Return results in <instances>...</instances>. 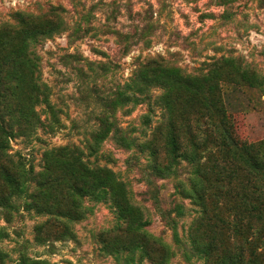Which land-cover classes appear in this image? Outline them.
<instances>
[{
	"label": "trees",
	"instance_id": "trees-1",
	"mask_svg": "<svg viewBox=\"0 0 264 264\" xmlns=\"http://www.w3.org/2000/svg\"><path fill=\"white\" fill-rule=\"evenodd\" d=\"M28 24L30 28L19 32L17 44L7 43L9 51L0 57V207L7 219L19 210V200L29 196L32 200L24 202L25 208L48 215L45 223L36 227L39 242L76 239V222L92 211L84 205L88 197L111 203L116 227L138 236L128 245L107 247L118 264H142L145 257L152 264H170L178 251L187 261L198 258L209 264H264V138L242 141L234 127V113L242 107L252 101L264 107V74L241 60L226 58L201 76L153 64L141 68L135 78L112 92L101 93L97 86L88 92L100 107L97 128L85 148L75 144L48 148L43 169L36 171L23 155L11 152L12 140L20 136L30 139L39 128L55 133L64 123L60 109L51 101L52 89L41 79L37 57L30 50L44 31ZM49 29L52 32L57 27ZM154 87L162 89L155 99L164 109L163 118L154 137L138 141L121 125L117 112L131 104H152ZM251 91L263 99L259 95L253 98ZM40 105L47 108L46 118L36 108ZM145 116L149 119L150 114ZM107 140L131 153L125 161L129 169H148L160 178H177L187 169L189 175L176 186L179 196L174 197L172 211L159 207L172 230L173 242L149 230L146 207L134 200L116 171L85 159L102 157ZM135 150L147 153V164L138 159ZM109 161L117 162L114 157ZM33 181L37 185L31 191ZM148 181L154 184L151 178ZM185 199L198 206L195 211L199 212L189 226L190 242L180 232L181 220L189 212ZM211 211L230 235V243L220 245L216 257L214 239L204 237V221ZM8 256L0 248V264H6ZM19 264L52 263L22 254Z\"/></svg>",
	"mask_w": 264,
	"mask_h": 264
},
{
	"label": "rangeland",
	"instance_id": "rangeland-1",
	"mask_svg": "<svg viewBox=\"0 0 264 264\" xmlns=\"http://www.w3.org/2000/svg\"><path fill=\"white\" fill-rule=\"evenodd\" d=\"M28 22L44 31L30 50L37 57L41 79L52 89L51 101L60 109L64 123L55 133L39 128L30 139L20 136L12 140L11 152L23 155L36 171L43 169L48 148L67 144L85 148L97 128L100 107L88 95L97 86L101 93L112 92L135 78L141 68L153 64L201 76L226 58L241 60L243 65L264 74V0H0V57L9 51L7 43L17 44L19 32ZM50 27L57 30L49 32ZM161 91L160 87L152 89V104H131L117 112L121 125L138 141L154 137L163 118L164 109L155 99ZM250 95H259V99L261 96L257 91ZM259 103L252 101L234 113L235 133L242 141L264 138V107ZM36 108L42 118L49 116L45 105ZM135 152L147 164V153ZM130 154L107 140L102 157L85 159L116 171L128 184L134 200L146 207L151 219L149 230L173 242L172 230L159 207L172 211L174 197L179 196L176 186L189 175L187 169L177 178L153 177L148 169H129L125 161ZM111 157L117 162L109 161ZM31 185L32 191L37 184L33 181ZM26 200L32 198H21L20 208L10 220L0 207V248L9 255L6 264H19L22 254L52 264H118L107 247L128 245L138 237L116 227L111 203L86 197L84 205L92 207V211L76 222L77 238L41 243L36 239V227L45 223L48 215L27 210ZM185 202L189 212L181 220L180 232L190 242L189 226L199 212L190 199ZM213 216L211 211L204 221V237L214 239L216 257L218 247L230 243V235ZM142 262L152 264L148 257ZM170 264L209 262L198 258L187 261L178 251Z\"/></svg>",
	"mask_w": 264,
	"mask_h": 264
}]
</instances>
